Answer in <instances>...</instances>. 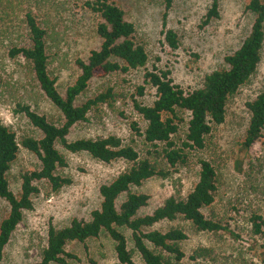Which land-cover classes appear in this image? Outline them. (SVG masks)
<instances>
[{
	"label": "rangeland",
	"instance_id": "374dc122",
	"mask_svg": "<svg viewBox=\"0 0 264 264\" xmlns=\"http://www.w3.org/2000/svg\"><path fill=\"white\" fill-rule=\"evenodd\" d=\"M114 1L124 11L127 21L134 25L136 38L143 45L148 60L144 68L93 79L76 105L107 88H113L124 98L111 105L97 106L87 114L84 122L73 126L68 140L115 136L124 144L140 150L141 141L132 134L129 125L134 121L143 129L144 122L132 110L130 97L134 95L135 87L142 85L144 74L154 68L169 71L173 83L184 90L199 88L205 75L225 68L224 57L239 48L250 31L254 16L245 10L247 0H218V18L202 26V18L211 0H174L167 16V28L177 34L179 47L171 50L164 44L161 34L163 0ZM28 13L47 33L48 71L62 95L79 76L75 61L85 60L89 52L99 46L95 18L82 11L74 0H0V123L9 128L18 141L26 136L41 138V133L17 112L18 105L29 106L55 125L62 123L59 111L36 85L30 65L22 57L10 58L8 55L14 46H29ZM262 92L264 44L254 75L229 99L224 123L213 129L206 148L196 156L215 167L219 180L215 201L203 213L208 219L228 225V230L235 236L228 232L197 231L181 218L151 228L161 232L171 228L185 231L187 240L181 244L186 256L184 264H264V228L263 233L256 236L249 221L252 215H256L264 222V131L262 138L250 149H241L249 122L246 104ZM137 100L143 105H151L155 90L146 86L144 95ZM183 118L182 131H185L187 115ZM56 148L67 161V168L61 173L70 177L72 184L57 192H52L47 184L37 185L39 193L32 197L33 208L23 213L0 264L38 262L46 246L48 227L63 228L73 219L89 220L91 211L100 206V186L110 183L129 167L122 160L105 164L86 153H69L59 145ZM196 158L177 167L168 179L152 178L134 188L132 191L149 196L148 206L138 215L150 214L172 195L185 197L197 181ZM37 169L39 161L36 156L20 147L8 174L11 191L18 195L21 175ZM7 212V204L0 199V222ZM121 231L134 263L143 264L134 251L130 232ZM85 245L86 250L84 244L78 242L66 246L67 251L77 256L75 264H85L87 258L97 264H118L114 244L106 234L87 240ZM199 249H205L209 254L190 262L188 257Z\"/></svg>",
	"mask_w": 264,
	"mask_h": 264
},
{
	"label": "trees",
	"instance_id": "16d2710c",
	"mask_svg": "<svg viewBox=\"0 0 264 264\" xmlns=\"http://www.w3.org/2000/svg\"><path fill=\"white\" fill-rule=\"evenodd\" d=\"M82 11L95 18V34L99 46L89 52L85 60L77 59L75 66L79 76L68 86L64 95L55 86L56 80L48 71L46 31L35 17L26 15L29 46H14L9 49L10 58L22 57L31 67L34 80L43 96L59 111L62 123L55 125L45 116L29 106L18 105L17 112L23 114L30 124L41 133V138L23 137L20 141L6 126L0 123V199L8 207L7 215L0 222V262L4 250L23 213L32 210V197L39 193L38 184H47L52 192L72 184V179L61 172L67 168L65 157L57 150L59 145L69 153H86L93 159L109 164L122 160L129 167L108 184L99 188L100 206L91 211L89 220L73 219L68 226L47 231L46 246L40 260L33 264H75L78 258L67 251L71 242L84 244L106 234L114 244L118 264H135L127 248V240L121 229L130 232L134 251L143 264H184L185 254L181 244L187 234L181 228L165 232L151 230L157 224L169 223L177 218L189 222L197 231L228 232V225L206 218L203 210L215 201L219 180L215 167L198 154L206 148L207 138L213 129L224 123L226 106L231 97L254 75L260 61L264 44V0H247L245 10L253 16L248 35L233 53L224 57L225 68L204 76L202 84L194 90H184L173 83L169 71L153 69L143 76V83L135 87L130 97L132 110L144 122L141 129L134 121L130 130L141 141V149L124 144L115 136L97 139L68 140L70 130L84 122L89 112L99 105H111L123 95L107 88L104 92L76 105L93 79H102L114 73H127L144 68L148 57L136 38L135 28L127 21L124 11L114 0H74ZM174 0H163L164 13L161 34L164 44L176 50L179 47L177 34L167 28V16ZM219 16L218 0H211L210 7L202 18V26ZM155 90V100L149 106L137 98L144 95L145 87ZM249 122L241 149L247 151L262 138L264 131V92L246 104ZM187 115L186 130L182 131L183 115ZM22 147L39 161V169L21 175L19 194L9 186L8 174ZM196 158L197 181L185 196L172 195L150 214L139 216L148 206L149 196L132 191L152 178L168 179L177 167ZM237 169L240 166L237 165ZM124 197L118 203V200ZM254 235L263 233L261 217L249 219ZM87 248L85 247V250ZM205 249L194 251L190 262L207 256ZM85 264H97L87 258Z\"/></svg>",
	"mask_w": 264,
	"mask_h": 264
}]
</instances>
